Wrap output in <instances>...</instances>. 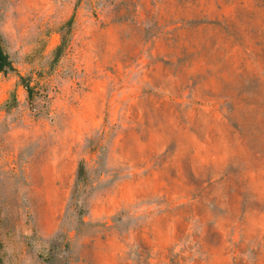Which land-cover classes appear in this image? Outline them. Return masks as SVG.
I'll return each mask as SVG.
<instances>
[{
  "label": "rangeland",
  "instance_id": "rangeland-1",
  "mask_svg": "<svg viewBox=\"0 0 264 264\" xmlns=\"http://www.w3.org/2000/svg\"><path fill=\"white\" fill-rule=\"evenodd\" d=\"M0 37V264H264V0H0Z\"/></svg>",
  "mask_w": 264,
  "mask_h": 264
},
{
  "label": "trees",
  "instance_id": "trees-1",
  "mask_svg": "<svg viewBox=\"0 0 264 264\" xmlns=\"http://www.w3.org/2000/svg\"><path fill=\"white\" fill-rule=\"evenodd\" d=\"M13 70H15V68L13 66V63L10 59L8 52L6 51V49L4 48L2 44V40L0 37V72H7V71H13ZM19 78H20V83L26 89L28 96L31 98L33 90L28 80L22 75H19Z\"/></svg>",
  "mask_w": 264,
  "mask_h": 264
}]
</instances>
